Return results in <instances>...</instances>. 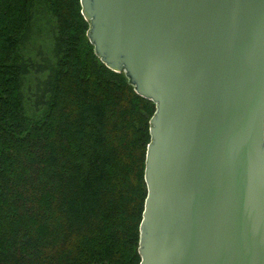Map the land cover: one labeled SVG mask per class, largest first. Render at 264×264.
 Listing matches in <instances>:
<instances>
[{
    "label": "water",
    "instance_id": "1",
    "mask_svg": "<svg viewBox=\"0 0 264 264\" xmlns=\"http://www.w3.org/2000/svg\"><path fill=\"white\" fill-rule=\"evenodd\" d=\"M155 105L139 264H264V0H79Z\"/></svg>",
    "mask_w": 264,
    "mask_h": 264
},
{
    "label": "trees",
    "instance_id": "2",
    "mask_svg": "<svg viewBox=\"0 0 264 264\" xmlns=\"http://www.w3.org/2000/svg\"><path fill=\"white\" fill-rule=\"evenodd\" d=\"M79 0H0V264H139L152 101Z\"/></svg>",
    "mask_w": 264,
    "mask_h": 264
}]
</instances>
